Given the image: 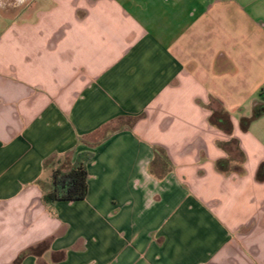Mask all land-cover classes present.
<instances>
[{"label":"crops","instance_id":"obj_1","mask_svg":"<svg viewBox=\"0 0 264 264\" xmlns=\"http://www.w3.org/2000/svg\"><path fill=\"white\" fill-rule=\"evenodd\" d=\"M254 66L264 0H0V264H264V133L227 110ZM230 138L243 176L215 170ZM82 152L86 198L44 205L46 161Z\"/></svg>","mask_w":264,"mask_h":264},{"label":"trees","instance_id":"obj_2","mask_svg":"<svg viewBox=\"0 0 264 264\" xmlns=\"http://www.w3.org/2000/svg\"><path fill=\"white\" fill-rule=\"evenodd\" d=\"M263 98L254 101L252 105V114L250 117H242L239 121L240 130L246 132L251 123L259 118L263 113L264 104ZM210 110L208 117V124L221 131L227 136L232 135L231 114L224 108L222 103L216 98L210 97L209 103L206 106ZM134 120L129 119L127 128H131ZM111 133V132H109ZM217 147L226 153V158L215 162V170L218 173L228 175L234 173L238 176H243L244 164L246 157L241 151L239 142L235 138H230L226 142H217ZM153 163L152 173L160 178L170 170V163L162 148L153 147ZM92 154L89 152H82L77 154L72 163L59 160H48L44 164L45 167H51L50 182L47 190L43 193L41 201L44 205H54L55 203H75L83 201L87 196V164L91 160ZM156 169V170H155ZM256 182H264V162L260 163L256 173ZM47 249V243L42 242L34 247H31L21 253L15 264L19 263L23 258L28 255L38 256Z\"/></svg>","mask_w":264,"mask_h":264},{"label":"rangeland","instance_id":"obj_3","mask_svg":"<svg viewBox=\"0 0 264 264\" xmlns=\"http://www.w3.org/2000/svg\"><path fill=\"white\" fill-rule=\"evenodd\" d=\"M253 68L257 69V75L260 79L259 82L251 81L249 84L250 89L245 90L243 92H238L239 95L236 96V103H232L231 107L228 108L233 115H243L244 117H250L252 111V102L251 97L256 98L259 93L264 96V70H260V67L254 66ZM250 115V116H249ZM262 120V121H258ZM254 123L251 124L250 129L252 132L257 134L264 133V119H258ZM261 122V123H260Z\"/></svg>","mask_w":264,"mask_h":264},{"label":"water","instance_id":"obj_4","mask_svg":"<svg viewBox=\"0 0 264 264\" xmlns=\"http://www.w3.org/2000/svg\"><path fill=\"white\" fill-rule=\"evenodd\" d=\"M263 111H264V109H263Z\"/></svg>","mask_w":264,"mask_h":264}]
</instances>
